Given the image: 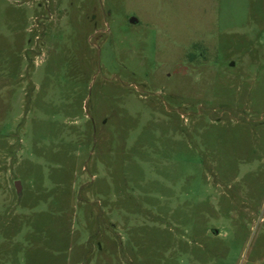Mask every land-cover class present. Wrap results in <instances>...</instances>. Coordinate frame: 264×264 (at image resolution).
Instances as JSON below:
<instances>
[{"label": "rangeland", "instance_id": "rangeland-1", "mask_svg": "<svg viewBox=\"0 0 264 264\" xmlns=\"http://www.w3.org/2000/svg\"><path fill=\"white\" fill-rule=\"evenodd\" d=\"M0 264H264V0H0Z\"/></svg>", "mask_w": 264, "mask_h": 264}, {"label": "water", "instance_id": "water-1", "mask_svg": "<svg viewBox=\"0 0 264 264\" xmlns=\"http://www.w3.org/2000/svg\"><path fill=\"white\" fill-rule=\"evenodd\" d=\"M133 21H136V19L135 18H132V22ZM17 185V188H18V190L20 191L21 190V184H20V181H17V183H16Z\"/></svg>", "mask_w": 264, "mask_h": 264}]
</instances>
